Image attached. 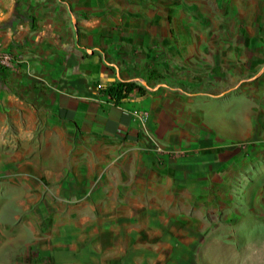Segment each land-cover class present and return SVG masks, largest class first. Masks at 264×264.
<instances>
[{"label":"crops","instance_id":"1","mask_svg":"<svg viewBox=\"0 0 264 264\" xmlns=\"http://www.w3.org/2000/svg\"><path fill=\"white\" fill-rule=\"evenodd\" d=\"M209 2L0 0V226L21 264H200L264 225V0ZM122 80L148 91L115 103Z\"/></svg>","mask_w":264,"mask_h":264},{"label":"rangeland","instance_id":"2","mask_svg":"<svg viewBox=\"0 0 264 264\" xmlns=\"http://www.w3.org/2000/svg\"><path fill=\"white\" fill-rule=\"evenodd\" d=\"M227 6L232 7V0H224ZM206 6L209 7L211 4L209 0H206ZM210 4V5H209ZM231 13V12H230ZM203 24L211 22L209 15H202ZM226 17L224 18V20ZM226 22L222 24L225 25ZM230 35L232 34L229 33ZM264 69V66H256L255 69L251 70L250 73H255L260 69ZM13 215L9 211H5L0 215V221L9 222L12 220ZM19 227H23L20 225ZM18 227V228H19ZM24 227H27L26 225ZM256 229L260 227V230H254L251 233L240 232L232 238L226 237L225 240L219 239L218 243L214 244L213 249H217L215 255L210 260L202 259L200 264H264V225H247ZM0 231L4 237L0 236V264H21L23 263L25 251L23 246V236L20 234H12L10 228L0 226ZM29 232V231H28ZM27 242L32 241V236H28Z\"/></svg>","mask_w":264,"mask_h":264},{"label":"built area","instance_id":"3","mask_svg":"<svg viewBox=\"0 0 264 264\" xmlns=\"http://www.w3.org/2000/svg\"><path fill=\"white\" fill-rule=\"evenodd\" d=\"M15 67V56L11 52L0 49V70L4 71L8 69H14ZM136 115L140 117L143 122H147L150 116L149 112L145 110L136 111ZM146 140L148 147L153 150L162 160L183 156V152L181 150L163 145L151 134L147 136Z\"/></svg>","mask_w":264,"mask_h":264},{"label":"trees","instance_id":"4","mask_svg":"<svg viewBox=\"0 0 264 264\" xmlns=\"http://www.w3.org/2000/svg\"><path fill=\"white\" fill-rule=\"evenodd\" d=\"M4 71H1V74ZM102 91L107 94L115 103H122L128 99L133 92H138L141 95H145L148 89L136 81H117L113 82L106 87L102 88Z\"/></svg>","mask_w":264,"mask_h":264}]
</instances>
